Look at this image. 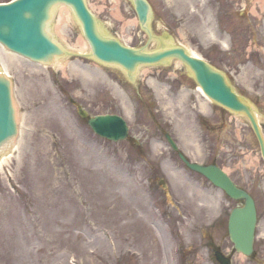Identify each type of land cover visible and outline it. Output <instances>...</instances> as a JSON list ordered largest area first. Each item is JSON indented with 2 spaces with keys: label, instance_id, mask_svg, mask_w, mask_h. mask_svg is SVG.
Instances as JSON below:
<instances>
[{
  "label": "rangeland",
  "instance_id": "obj_1",
  "mask_svg": "<svg viewBox=\"0 0 264 264\" xmlns=\"http://www.w3.org/2000/svg\"><path fill=\"white\" fill-rule=\"evenodd\" d=\"M87 1L103 30L128 45L179 44L227 72L264 130V2L150 0L149 40L133 22L130 0ZM60 13L53 30L69 51L63 68L9 59L0 46L20 130L0 168V264H214L199 249L200 226L217 217L224 224L236 203L185 167L164 132L191 160L215 161L253 194L256 254L234 253L232 264H264V162L247 121L229 122L176 61L141 68L136 82L96 62L84 39L82 50L74 48L82 33L70 10L63 20ZM78 107L91 116L122 115L129 138L94 134ZM217 230L216 240L230 249ZM190 246L179 261L178 248Z\"/></svg>",
  "mask_w": 264,
  "mask_h": 264
},
{
  "label": "water",
  "instance_id": "obj_2",
  "mask_svg": "<svg viewBox=\"0 0 264 264\" xmlns=\"http://www.w3.org/2000/svg\"><path fill=\"white\" fill-rule=\"evenodd\" d=\"M133 3L141 26L148 31L147 21L150 16L148 3L146 0H133ZM61 4L71 8L90 46L91 55L101 63L121 68L130 77H133L137 69L143 65H155L170 59L181 61L210 99L229 111L243 114L248 118L264 159V137L256 113L253 107L233 90L223 72L181 46H165L148 51L145 48L122 45L117 39L101 31L85 0H14L0 4V43L33 61L53 63L56 57L65 54L49 30L54 11ZM67 57L69 55L65 58ZM130 81L136 82V78ZM88 123L96 133L104 137L117 140L126 136L125 122L119 116L98 115L89 119ZM17 125L11 81L0 71V154L8 152L12 147L18 133ZM170 143L176 149L174 142L170 140ZM180 157L190 168L204 174L231 197L243 200L244 206L234 209L230 215L229 233L236 250L249 255L252 251L256 219L252 198L237 188L218 167L189 163L182 154ZM217 259L222 264H228V261L220 256H217Z\"/></svg>",
  "mask_w": 264,
  "mask_h": 264
},
{
  "label": "bare ground",
  "instance_id": "obj_3",
  "mask_svg": "<svg viewBox=\"0 0 264 264\" xmlns=\"http://www.w3.org/2000/svg\"><path fill=\"white\" fill-rule=\"evenodd\" d=\"M258 1L260 3H263L264 2V0H258ZM67 11L68 10L66 8L65 9L62 8V13L59 14L60 20L65 19V14L64 13H67ZM133 22H135V21H133ZM223 43H224V46H225V42L224 41H223ZM83 45H84L83 38H82V36H80V37H78L77 43L74 45V48L75 49L82 50V46ZM5 52L8 53L7 54V57H9V59H12V58H14L16 56L15 54L10 53V52H8L6 50H5ZM176 62H178V61H176ZM178 63L181 64L180 62H178ZM0 64L2 65V68H4L5 72H7V70H6V64H5V62L2 59H0ZM63 66L64 65H63V63L61 61L56 62V67L63 68ZM39 122L41 123V126L44 127V128H46L48 131H52L53 128H54L53 125H51L50 121H48V120L46 121L45 119H41V121H39ZM19 135H20V130H19ZM18 139H19V136L16 138L15 147L17 146ZM42 145H44V144H42ZM48 151L49 150H43V151H40L38 154H47ZM9 157H10V154L7 155V156H4V157H0V168L3 166V164H6L7 163ZM209 206H210V208H215L216 207V205L214 203L211 204V205H209Z\"/></svg>",
  "mask_w": 264,
  "mask_h": 264
},
{
  "label": "flooded vegetation",
  "instance_id": "obj_4",
  "mask_svg": "<svg viewBox=\"0 0 264 264\" xmlns=\"http://www.w3.org/2000/svg\"><path fill=\"white\" fill-rule=\"evenodd\" d=\"M211 225H212V224H211ZM211 225H210V227H211ZM213 225H215V224H213ZM214 231H217V230L214 229ZM206 235H207V241H210V242L214 243V244H210L211 247L213 248V249H212L213 252H214V250L219 249V248L221 247V242H220V241H219V242H215V239L213 238V233L210 232V230H207ZM224 247H225V246H223L222 248H224ZM220 249H221V248H220ZM225 253H226V252H225Z\"/></svg>",
  "mask_w": 264,
  "mask_h": 264
}]
</instances>
